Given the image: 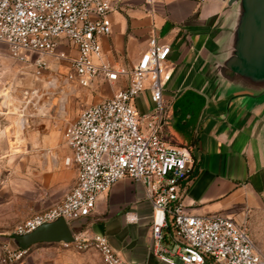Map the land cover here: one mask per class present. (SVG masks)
Listing matches in <instances>:
<instances>
[{"label": "crops", "instance_id": "obj_1", "mask_svg": "<svg viewBox=\"0 0 264 264\" xmlns=\"http://www.w3.org/2000/svg\"><path fill=\"white\" fill-rule=\"evenodd\" d=\"M236 17V8L221 0H157L151 6L123 0L108 16L111 33L101 46L103 62L115 68H132L151 37L170 47L165 138L170 146L189 147L195 161L183 204L193 215L222 214L248 231L249 219L264 210V95L255 85L232 88L215 71ZM136 105L142 113L152 107L147 91ZM27 146L29 154L3 155L8 143L0 138V172L1 164L8 167L6 179L0 178L3 227L61 202L75 181V167L65 164L70 151L63 132L30 138ZM38 147L45 153L37 154ZM151 216L143 184L125 178L97 198L89 217L68 224L72 234L106 236L128 264H167L151 237ZM161 245L167 250L168 239Z\"/></svg>", "mask_w": 264, "mask_h": 264}, {"label": "built area", "instance_id": "obj_2", "mask_svg": "<svg viewBox=\"0 0 264 264\" xmlns=\"http://www.w3.org/2000/svg\"><path fill=\"white\" fill-rule=\"evenodd\" d=\"M123 0H0V45L11 59L29 64L39 80L44 71L66 66L80 87L97 77L114 83L123 73L103 62L101 39L111 33L109 14ZM147 6L157 0H143ZM171 49L151 37L132 66L124 88L83 108L65 125L63 140L70 151L66 165L76 169L74 184L61 202L19 222L12 231L22 236L62 218L67 223L89 217L97 198L128 178L143 184L152 206L151 237L167 264H264L247 230L222 214L197 216L183 204L185 184L195 171L187 146H170L165 138L168 106L164 100L171 79ZM64 79L63 83H67ZM148 92L152 107L140 112L137 98ZM38 104L41 90L25 92ZM135 222V218H130ZM169 241L168 249L161 245ZM76 251L95 250L104 264H128L110 247L106 236L73 234ZM28 249L7 247L2 263H15Z\"/></svg>", "mask_w": 264, "mask_h": 264}, {"label": "rangeland", "instance_id": "obj_3", "mask_svg": "<svg viewBox=\"0 0 264 264\" xmlns=\"http://www.w3.org/2000/svg\"><path fill=\"white\" fill-rule=\"evenodd\" d=\"M53 69L51 62V69L44 71L41 78L36 80L29 64L14 61L5 46L0 45V127L4 131V136L0 138L8 143L3 155L29 154L31 148L27 143L30 138L41 141L53 131L62 133L64 126L75 120L83 108L110 97L116 89L124 88L131 67L115 68L123 73L114 83L99 76L86 88L77 84L68 67H60L58 73H54ZM65 78L68 79L66 84L63 83ZM33 89L41 90L38 104L34 106V102L30 101L23 110L24 102L28 99L24 98V94ZM48 104L51 107H47ZM23 119L26 126L19 130V122ZM36 151L37 154L45 153L41 147ZM7 168L6 163L1 164L2 180L8 176ZM249 222L251 227L247 232L258 254L264 259V210L255 212ZM14 227L0 226V264H104L95 250L76 251L72 247L64 248L59 243H39L30 247L20 261L2 263L5 249L14 245L11 237Z\"/></svg>", "mask_w": 264, "mask_h": 264}, {"label": "water", "instance_id": "obj_4", "mask_svg": "<svg viewBox=\"0 0 264 264\" xmlns=\"http://www.w3.org/2000/svg\"><path fill=\"white\" fill-rule=\"evenodd\" d=\"M228 8H236L237 17L231 31L228 49L216 74L232 88L257 86L264 95V0H221ZM73 234L62 218L44 224L31 233L13 235V244L29 249L38 243H70Z\"/></svg>", "mask_w": 264, "mask_h": 264}, {"label": "bare ground", "instance_id": "obj_5", "mask_svg": "<svg viewBox=\"0 0 264 264\" xmlns=\"http://www.w3.org/2000/svg\"><path fill=\"white\" fill-rule=\"evenodd\" d=\"M21 121H24V119L21 120ZM21 121L19 122V126H18V127H19V128L21 127L20 129H23V128L26 126V123L22 126L23 123H21ZM25 122H26V121H25Z\"/></svg>", "mask_w": 264, "mask_h": 264}, {"label": "trees", "instance_id": "obj_6", "mask_svg": "<svg viewBox=\"0 0 264 264\" xmlns=\"http://www.w3.org/2000/svg\"><path fill=\"white\" fill-rule=\"evenodd\" d=\"M190 177H191V176H190ZM190 177H189V178H190ZM189 178H188V179H189Z\"/></svg>", "mask_w": 264, "mask_h": 264}]
</instances>
